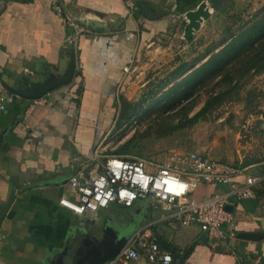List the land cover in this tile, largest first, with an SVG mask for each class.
<instances>
[{
	"label": "crops",
	"instance_id": "crops-1",
	"mask_svg": "<svg viewBox=\"0 0 264 264\" xmlns=\"http://www.w3.org/2000/svg\"><path fill=\"white\" fill-rule=\"evenodd\" d=\"M139 1L165 15L149 19L136 9L129 15L125 0H0V82L10 92L0 112V210L13 193L0 219V264H44L58 258L69 262L80 253L86 236L101 238L104 223L126 234L128 240L149 229L160 246L176 249L174 254L166 249L172 254L171 264H239L241 259L264 264V239L236 238L240 232L264 233V188L257 202H233L232 223L223 226L224 238L218 242L208 240L196 227L167 228L166 214L141 201L131 208L110 204L83 218L58 203L61 198H77L69 179L78 170L96 168L91 159L102 135L100 122H105L110 110L121 109L115 101L136 44L182 24L180 18H171L173 12L180 14L181 0L176 6L172 0ZM53 5H59L76 24H84H79L84 32L75 37L71 81L36 102L12 90L24 91L50 79L68 61L69 28ZM182 8L186 12L190 7ZM181 63L185 64L178 66ZM72 108L70 116L67 112ZM240 121L264 127V114H243ZM251 154L245 163L234 165L248 175H258L264 166V148ZM223 190L211 187L209 193ZM131 264L151 263L141 255Z\"/></svg>",
	"mask_w": 264,
	"mask_h": 264
},
{
	"label": "rangeland",
	"instance_id": "rangeland-1",
	"mask_svg": "<svg viewBox=\"0 0 264 264\" xmlns=\"http://www.w3.org/2000/svg\"><path fill=\"white\" fill-rule=\"evenodd\" d=\"M129 1L135 10V1ZM261 9L264 0H225L224 6L214 10L188 42L182 38L186 20L180 19L182 24L178 27L136 44L115 101L121 109L126 105L128 110L108 112L105 122H100L102 135L94 151L101 156L117 155L121 151L123 156L142 158L152 164H163L177 152H193L236 165L245 163L247 155L260 152L264 148L261 135L264 127L240 120L243 114H264L260 109L264 105V71H251L238 83L234 81L228 86H216L213 81L189 94L185 86H180L174 94L165 95L182 77L166 87L162 85L169 81L179 62L191 64L208 50L210 54L216 53L224 46L222 40L228 33H236ZM184 13L172 14L177 20ZM185 93L188 94L185 99L171 105L173 97ZM218 94L226 95L213 102ZM208 102L210 105L203 111ZM198 112L195 120L189 122ZM234 114L237 122H233ZM207 187L201 186L200 199L210 195L211 187ZM158 215L159 212L155 213ZM235 250L243 256L238 248Z\"/></svg>",
	"mask_w": 264,
	"mask_h": 264
},
{
	"label": "built area",
	"instance_id": "built-area-1",
	"mask_svg": "<svg viewBox=\"0 0 264 264\" xmlns=\"http://www.w3.org/2000/svg\"><path fill=\"white\" fill-rule=\"evenodd\" d=\"M176 1L172 0L174 6ZM125 7L129 15L135 12L132 1L126 0ZM53 9L64 17L69 28L67 42L74 43L84 28L64 16L59 5H53ZM174 17L172 14L171 18ZM9 97L10 92L0 82V112L5 109ZM73 113V108L68 109V115ZM93 153L91 161L96 168H81L69 179L77 198L58 201L61 207L80 218L110 204L131 208L141 201L166 214L167 228L196 227L208 240L218 242L224 238L223 226L232 223V213L226 207L232 206L233 202L254 200L257 192L264 188V166L260 174L248 175L244 168L193 152H177L163 164H152L138 157H100L97 151ZM202 185L225 187V190L200 199L198 191ZM141 255L151 264H171L173 261L172 254L145 228L131 237L114 259L104 264H131Z\"/></svg>",
	"mask_w": 264,
	"mask_h": 264
},
{
	"label": "trees",
	"instance_id": "trees-1",
	"mask_svg": "<svg viewBox=\"0 0 264 264\" xmlns=\"http://www.w3.org/2000/svg\"><path fill=\"white\" fill-rule=\"evenodd\" d=\"M200 1L201 0H181L179 2L183 4V6L194 8ZM177 4L178 0L176 1V5ZM182 7L179 6L178 10L180 13L183 12ZM228 31L229 30L227 29L226 32ZM222 43H224V46L216 53L210 54L211 50H208L200 59L192 61L191 64L179 65L173 71L169 81L162 86L166 87L170 85L172 82L186 73L189 69H191V67L193 68L198 63V61L210 55L206 61L202 62V64H200L197 68L191 69L188 74L182 77L178 82L174 83L165 95L169 96L171 94H174L175 90L180 86H185L189 94L193 90L210 84L213 81H216V86H228L231 85L234 81L235 83H238L240 79L244 78L251 71L255 73L263 72L264 9H261L257 13H255L252 19L246 22L245 25H241L236 33L233 31L228 33V35L222 40ZM229 91L230 88L226 93H229ZM188 94L185 93L183 95L181 94L180 96L173 97L174 100L171 105L175 106V104H177L179 101L185 99ZM224 95L226 94H218L212 101L217 102L219 99L223 98ZM78 96H80V91L78 92ZM209 105L210 104L208 102L203 111L206 110ZM127 110L128 108L125 105L124 108L121 109V113H125ZM199 113L200 112L190 117L189 122H193V120H195V117H197ZM162 114H164V111L162 112ZM162 114L159 113L160 116ZM119 152L117 153V155L123 156L121 155L122 153ZM261 195L262 192L258 191L255 202L260 199ZM163 247L165 249H168L172 254H174L176 251V249L169 246L164 245ZM239 264L247 263L243 261V259H241Z\"/></svg>",
	"mask_w": 264,
	"mask_h": 264
},
{
	"label": "water",
	"instance_id": "water-1",
	"mask_svg": "<svg viewBox=\"0 0 264 264\" xmlns=\"http://www.w3.org/2000/svg\"><path fill=\"white\" fill-rule=\"evenodd\" d=\"M224 1L225 0H201L198 5L195 6V9H189V11L184 13V16H180V19L186 20L182 34L183 40L188 42L193 37L194 33L199 30L201 24L210 18L211 13L224 6ZM135 6L136 10L149 19L162 18L165 15V13L157 14L155 6L144 4L138 0H135ZM79 24L82 26L84 25L81 22H78V25ZM94 32H96V30ZM75 65L76 57L74 44L71 43L68 50V61L62 72L52 75L50 79L48 78L49 80L45 79L36 84H32L30 87H26L24 91H12L24 99L38 100L53 89L61 85H67L72 79ZM12 200L13 193L10 194L9 199L2 206L0 210V219L5 215ZM231 209L232 206L226 207V210L230 213ZM100 237L101 238L98 239L97 236H93L92 234L86 236L81 245L80 253L71 256L69 262L58 258L48 259L44 264H104L114 259L128 241V236L126 234L120 233V231L115 230L112 225H107L106 223H104L103 228H101ZM236 238L244 241L256 242L264 239V233L240 232L236 235Z\"/></svg>",
	"mask_w": 264,
	"mask_h": 264
}]
</instances>
